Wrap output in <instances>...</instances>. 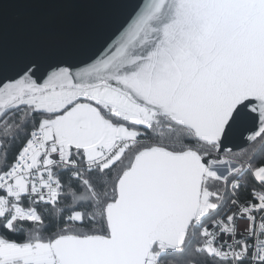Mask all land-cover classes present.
Segmentation results:
<instances>
[{
    "label": "snow or ice",
    "instance_id": "obj_1",
    "mask_svg": "<svg viewBox=\"0 0 264 264\" xmlns=\"http://www.w3.org/2000/svg\"><path fill=\"white\" fill-rule=\"evenodd\" d=\"M0 264H264V0L0 63Z\"/></svg>",
    "mask_w": 264,
    "mask_h": 264
},
{
    "label": "water",
    "instance_id": "obj_2",
    "mask_svg": "<svg viewBox=\"0 0 264 264\" xmlns=\"http://www.w3.org/2000/svg\"><path fill=\"white\" fill-rule=\"evenodd\" d=\"M137 0H0V63L60 41L108 40Z\"/></svg>",
    "mask_w": 264,
    "mask_h": 264
}]
</instances>
